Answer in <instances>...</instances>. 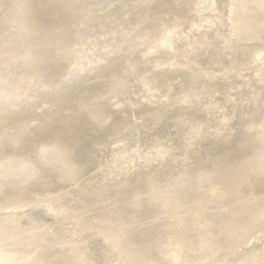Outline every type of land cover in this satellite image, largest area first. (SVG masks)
I'll use <instances>...</instances> for the list:
<instances>
[{"label": "rangeland", "instance_id": "rangeland-1", "mask_svg": "<svg viewBox=\"0 0 264 264\" xmlns=\"http://www.w3.org/2000/svg\"><path fill=\"white\" fill-rule=\"evenodd\" d=\"M216 1L0 0V205L52 204L60 220L65 210L127 250L140 246L134 264H264V6ZM205 9L220 11L211 21L225 22L221 42L220 26L200 33ZM145 36L173 52L162 40L169 57L142 46ZM127 49L146 60L132 77L122 75ZM91 239L95 248L37 215L0 214V264H101Z\"/></svg>", "mask_w": 264, "mask_h": 264}, {"label": "bare ground", "instance_id": "bare-ground-1", "mask_svg": "<svg viewBox=\"0 0 264 264\" xmlns=\"http://www.w3.org/2000/svg\"><path fill=\"white\" fill-rule=\"evenodd\" d=\"M217 1H218V0H217ZM217 1H216V3H218ZM219 1H221V2H219V3H222V4H223L222 0H219ZM251 1H252L251 4H252L253 7H256V8H257V6H258V7H259V6L262 7L261 5L264 6V0H251ZM249 2H250V1H249ZM213 5H214V3H213ZM219 5H220V4H219ZM214 6H215L214 8L211 7L213 10H215V9L217 8L216 5H214ZM249 6H250V5H249ZM221 7H222V6H221ZM217 9L220 10L221 8L219 7V8H217ZM217 9H216V10H217ZM222 9H223V8H222ZM205 10L208 11L207 13H210V14H211L212 12H215V13H216V11H213V10H210V9H209V10H210L211 12H209V10H207V9H205ZM205 10H204V11H205ZM220 11H222V12L219 13ZM220 11H218L217 14L219 13L220 16H221V15H222V16L220 17L219 14H218V15L216 14V15H217V17L219 16V17L221 18V20H222V19H223V18H222V17H223V14H222V13H223V10H220ZM201 13H202V12H201ZM199 14H200V13H199ZM199 14H198V15H199ZM210 14H207V15L209 16ZM213 14H214V13H213ZM213 14H211L212 17H211L210 19L208 18V19H206V20H207V21H209V20L211 21V19H212V20L214 21V20L218 19V18H215L216 15H215V17H213V16H214ZM174 15H175V14H174ZM174 15H172V16H174ZM177 15H178V14H176L175 17H177ZM186 15H187V14H186ZM201 15H202V14H200V17H201ZM203 15H204V16H203ZM203 15H202L203 20L206 21V20H205V17L207 18V16H206L205 14H203ZM211 15H210V16H211ZM178 16H179V15H178ZM180 16H181V15H180ZM188 16H189V14H188ZM188 16H187V17H188ZM192 16H195V15H192ZM210 16H209V17H210ZM175 17H173V18H175ZM183 17H184V16H183ZM196 17L198 18V16H196ZM196 17H192L193 20H195ZM200 17H199V20L202 18V17H201V18H200ZM169 18H171V17H169ZM173 18H171V23H170L171 25H172V22H174V24H175V23H176V24L178 23V21L176 20V18H175V19H173ZM179 18H180V17H179ZM188 18L191 20V17H188ZM194 18H195V19H194ZM167 19H168V18H167ZM172 19H173V20H176V21H173ZM168 20H170V19H168ZM187 20H188V19H187ZM187 20L185 21V17H184V22H187ZM193 20H192V21H193ZM201 20H202V19H201ZM201 20H200V21H201ZM203 20H202V21H203ZM196 21H198V20H196ZM200 21H199V23H198V26H199V24H200L199 27H201V25H202V27H201V28H202V31H200L201 28H200L199 30H195V28H196V26H197V23H196V24L193 26V27H194V33H197L196 31H198V33H199V31H200V33H201V32H203V31H206V30H207L208 33H207V32H206V33H207V34H210L209 30H210V28H211V30H210L211 33H212V34H215V33H214L215 28L218 29V27L220 26V27H219V30H218L219 32L217 31L218 34L216 33V35L218 36L219 33H220L221 31L223 32V30H225L224 27L222 28L223 30L220 29L221 26H224V23H225L224 20H223V22H222L223 25H221V23H220V24L218 23V25H217V24L214 23L213 21H211V23H209L210 21L207 22V23H209V25H208L207 23L204 22V23H203L204 25L207 24V26L205 25V27H209V29L205 28V27L203 26V24H201L202 21H201V23H200ZM164 22H165V21H164ZM169 22H170V21H168V23H169ZM212 22L215 24V26H213ZM215 22H217V21H215ZM219 22H220V19H219ZM158 23H159V22H158ZM162 23H163V21H162ZM179 23H180V21H179ZM179 23H178V24H179ZM194 23H195V22L193 21L192 24H194ZM178 24H177V25H178ZM181 24H182V23H181ZM181 24H179V25H181ZM186 24H189V22L186 23ZM190 24H191V23H190ZM210 24H211L213 27H212V26L210 27ZM247 24H248V23H247ZM160 25H161V24H160ZM164 25H165V24H164ZM171 25H170V26H171ZM177 25H176V26H177ZM216 25H217V26H216ZM181 26H183V25H181ZM181 26H177V27H179L178 30L181 29ZM191 26H192V25H191ZM191 26L188 25V27L190 28V29L188 28L189 31L192 30V29H191ZM156 27H157V26H156ZM161 27H162V26H161ZM177 27H176V28L174 27V29H177ZM199 27H198V28H199ZM167 28L170 29V31H171V28H172V27H170V28L167 27ZM167 28H165V29L167 30ZM154 29H155V28H154ZM163 29H164V28H163ZM165 29H164V30H165ZM183 29H184V31H185V29H187V28H183V27H182V32L184 33ZM188 29H187V30H188ZM213 30H214V31H213ZM159 31H160V30H159ZM172 31H173L172 33H174L176 30H172ZM179 31H180V30H179ZM167 32H168V31H167ZM186 32H187V31H186ZM215 32H216V31H215ZM161 33H164V32L161 31ZM161 33H160V34H161ZM176 33H177V31H176ZM178 33H179V35H180L181 32H178ZM183 33H181V34H183ZM190 33H191V32H190ZM190 33L188 34V32H187L188 35H190ZM192 33H193V30H192ZM223 33H224V32H223ZM226 33L228 34V32H226ZM226 33H225V35H226ZM147 34H148V32H147ZM152 34H153V32H152ZM155 34H156V33H155ZM160 34H159L158 36L161 37V38H164V36L162 37V35H160ZM185 34H186V33H185ZM187 34H186V35H187ZM201 34H202V33H201ZM203 34H204V32H203ZM207 34H205V37L207 36V40H204L205 38H202L203 36H201L200 34H197V35H198V36H199V35L201 36V37L199 36V38H201L202 41H207V42L210 41V42H211L210 39H209V41H208V38H211V37H212V40H213V39H217V38H216V37H217L216 35H215L216 37L214 36V38H213V36L208 37V36H210V35H207ZM143 35H144V34H143ZM143 35H142V37H143ZM148 35H149V34H148ZM169 35H170V32H169ZM174 35H175L177 38H176ZM174 35L172 34V36L175 37V39H176V42H175L176 45H177V43H178L177 41L180 39V41H179V43H178V44H179L178 47H181V45H184V43H186V41H185V39H184L185 37L182 36L181 38L184 39V40H182V39H181L179 36H177L176 34H174ZM183 35H184V34H183ZM186 35H185V36H186ZM191 35H192V34H191ZM191 35H190V36H191ZM193 35H195V34H193ZM193 35H192V37H193ZM220 35H222V34H220ZM220 35H219L218 40L221 42L220 39H221V37L224 36V34H223L221 37H220ZM150 36L152 37V36H157V35H150ZM150 36H149L148 38H150ZM158 36H157V38H156V37H155V38H156V39H159ZM195 36H196V35H195ZM226 36H227V35H226ZM170 37H171V36H169V38H170ZM173 37H171V38H173ZM178 37H179V39H178ZM188 37H189V36L186 37V40H188ZM148 38L145 36L144 39H141V40H143V41H142L143 44L145 43L144 45L142 44V46H145V45L147 44V43L145 42V39H146V41L149 40V43H148L147 45H149L152 41H155V42H156V39L152 40L154 37L150 38L152 41H151L150 39H148ZM171 38H170V41L173 40V39L171 40ZM189 38H190V37H189ZM195 38H196V37H195ZM195 38H194V39H195ZM225 38H226V37H225ZM139 39H140V38H139ZM177 39H178V40H177ZM192 39H193V38H191V40H192ZM196 39H197V38H196ZM161 40H162V39H161ZM161 40H159V41L161 42ZM167 40H168V39H167ZM167 40H166L165 42H168V43H165L164 40H162V42H163L162 44H163V45H162L159 41H158L157 43H159L160 46L162 45V49H163V47H164L165 44H167V45L169 44L168 46H171L169 40H168V41H167ZM181 40H182L183 44L180 43ZM189 40H190V39H189ZM135 41H136V40H135ZM184 41H185V42H184ZM136 42H138V40H137ZM142 42H141V43H142ZM172 42H173V46H174V45H175V44H174V40H173ZM172 42H171V43H172ZM212 42H213V41H212ZM152 43H153V44H152ZM152 43H151L152 45L150 44V47L152 46V49H153V48H154V42H152ZM157 43H155V44H157ZM164 43H165V44H164ZM187 43H188V41H187ZM213 43H215V40H214ZM216 43H217V40H216ZM218 43H219V42H218ZM226 43L228 44V42H226ZM132 44H134V42H132ZM139 44H140V42H139ZM180 44H181V45H180ZM201 44H202V43H201ZM219 44H220V43H219ZM219 44H218V45H219ZM227 44H226V45H227ZM135 45H136V44H135ZM140 45H141V44H140ZM140 45H139V46H140ZM159 45H156V46H155L156 48H157V46H158V49H157V50H156V49H155V50L153 49V50L156 51V52H159V51H163V50H165V49L162 50L161 47H159ZM191 45H192V44H191ZM207 45H208V44H207ZM207 45H206V46H207ZM211 45H212V44H211ZM216 45H217V44H216ZM136 46H137V45H136ZM189 46H190V45H189ZM189 46H188V49H189ZM202 46H203V45H202ZM206 46H205V48H206ZM222 46H223V45H222ZM233 46H234V45H233ZM128 47H129V46H128ZM145 47H146V46H145ZM145 47H143V48L141 47V48L144 50ZM165 47H166V45H165ZM183 47H184V46H183ZM193 47H194V46H193ZM208 47H209V46H208ZM208 47H207V48H208ZM218 47H219V46H218ZM223 47H224V46H223ZM228 47H229V46H228ZM247 47H248V46H247ZM141 48L139 47V48H137V49L140 50ZM159 48H160L161 50H160ZM168 48H169V47H168ZM168 48L166 47V50L169 51L170 48H169V49H168ZM173 48H175V47H173ZM181 48H182V47H181ZM181 48H180V49H181ZM198 48H199V47H198ZM212 48H214V47H212ZM216 48H217V46H216ZM219 48H220V47H219ZM221 48H222V47H221ZM226 48H227V47H226ZM244 48H246V47H244ZM249 48H250V47H249ZM255 48H256V47H255ZM259 48H260V47H259ZM130 49H132V48H130ZM145 49H146V48H145ZM178 49H179V48H178ZM214 49H215V48H214ZM237 49H238V48H237ZM250 49H251V48H250ZM127 50H128V49H127ZM153 50H152V51H153ZM166 50H165V51H166ZM171 50H172V46H171L170 51H171ZM174 50L176 51V48H175ZM181 50H183V49H181ZM185 50H186V49H185ZM199 50H201V49H199ZM208 50H210V49H208ZM211 50H212V49H211ZM221 50H222V49H220L219 51H221ZM225 50H226V49H225ZM252 50H254V49H252ZM252 50H251V51H252ZM132 51H133V50H132ZM140 51L142 52V50H140ZM147 51L150 53V55H146V57L144 56L145 54H140V55H141V56L143 55L146 59H148V57H150V56L152 55V54H151V53H152L151 48H150V51H149V50H147ZM147 51L144 50L143 52H146V54H149V53H147ZM154 51H153V52H154ZM165 51H163V53H164ZM168 51H167V52H168ZM201 51H202V50H201ZM216 51H217V50H216ZM219 51H218V52H219ZM249 51H250V50H249ZM128 52H129V54H128ZM128 52H127L128 55L125 53V54L127 55V58H126L125 61L123 62V65H121V67H123V68H122V70H123V74H122V75H123V76H124V73L128 72L127 69L130 70L131 67L134 66V64H136V65H138V66H139L140 64H141V65H142V64H143V65L146 64V62L141 63V60H142V59H143L144 61H146V60L144 59V57L142 58V57L140 56L139 60H140L141 58H142V59L138 62V57H137L136 55H134V54H133V55H134L135 57H134V56L132 57V55H131V57H130L129 55H130V53H132V52H131V50H130V51L128 50ZM171 52H173V51H171ZM171 52H170V54H171ZM186 52H187V51H186ZM214 52H215V51H214ZM241 52H242V50H241ZM244 52H245V51H244ZM244 52L242 53V54H243V57L247 54V52H245L246 54H245ZM259 52H260V51H259ZM163 53H160V52H159V54H163ZM176 53H177V52H176ZM181 53H184V52L181 51ZM197 53H199V52H197ZM197 53H196V54H197ZM222 53H223V51H222ZM248 53H249V52H248ZM263 53H264V52H263ZM164 54H165V53H164ZM205 54H206V53H205ZM209 54H211V52H210ZM209 54H208V55H209ZM223 54H224V53H223ZM233 54H234V53H233ZM242 54H241V56H242ZM165 55H167V54H165ZM165 55H164V59L166 58ZM173 55H175V53H174ZM186 55H187V54H186ZM186 55H183V56H186ZM208 55H207V56H208ZM238 55H240V54H238ZM238 55H237L236 57H238ZM248 55H249V54H248ZM248 55H247V56H248ZM255 55H256V54H255ZM155 56H157L156 53H155ZM167 56L169 57V54H168ZM170 56H171V55H170ZM181 56H182V55H181ZM251 56H252V55H251ZM136 57H137V59H136ZM158 57H160V56L158 55V56H157V59L155 58V59L157 60L156 62H159V61H158ZM168 57H167V60H168ZM239 57H240V56H239ZM248 57H249V56H248ZM259 57H260V56H259ZM150 58H151V60L155 61L154 59H152V56H151ZM153 58H154V57H153ZM174 58H175V56L173 57V59H174ZM205 58H206V57H205ZM241 58H242V57H241ZM245 58H246V56H245ZM245 58H244V59H245ZM252 58H253V57H252ZM255 58H256V57H255ZM161 59H163V56H162V55H161V58H159L160 62H161ZM164 59H163V60H164ZM171 59H172V58H171ZM233 59H234V58H233ZM244 59H242V60H244ZM136 60H137V61H136ZM143 60H142V61H143ZM148 60H149V59H148ZM203 60H204V59H203ZM203 60H202V61H203ZM235 60H236V59H235ZM246 60H248V59H246ZM250 60H251V59H250ZM165 61H166V60H165ZM228 61H229V60H228ZM237 61H238V60H237ZM244 61H245V60H244ZM253 61H254V59H253ZM149 62H150V61H149ZM149 62H148V63H149ZM210 62H211V61H210ZM231 62H232V61H231ZM254 62H255V61H254ZM139 63H140V64H139ZM182 63H183V62H182ZM220 63H221V62H220ZM220 63H219V64H220ZM235 63H236V62H235ZM241 63H242V62H241ZM251 63H253V62H251ZM222 64H223V63H222ZM230 64H231V63H230ZM136 65H135V66H136ZM141 65H140V68H141ZM171 65H172V64H171ZM190 65H191V64H190ZM196 65H197V64H196ZM238 65H239V64H238ZM248 65H249V64H248ZM145 66H146V65H145ZM239 66H240V65H239ZM136 67H137V66H136ZM142 67H144V66H142ZM199 67H200V66H199ZM234 67H235V66H234ZM137 68H139V67H137ZM151 68H152V67H151ZM174 68H175V67H174ZM180 68H181V67H180ZM189 68H190V67H189ZM196 68H198V67H196ZM196 68H195V69H196ZM201 68H202V67H201ZM134 69H136V68H134ZM159 69H160V68H159ZM172 69H173V68H172ZM185 69H186V68H185ZM191 69H192V68H191ZM193 69H194V68H193ZM204 69H205V68H204ZM237 69H238V68H237ZM237 69H236V70H237ZM132 70H133V69H132ZM136 70H137V69H136ZM169 70H170V69H169ZM206 70H207V69H206ZM209 70H210V69H209ZM212 70H213V69H212ZM188 71H189V70H188ZM197 71H198V69H197ZM207 71H208V70H207ZM207 71H206V72H207ZM213 71H214V70H213ZM120 72H121V71H120ZM135 72H136V71L134 70L133 73H132L131 71H130V73H129V72H128V73H129V75H130V74H134ZM145 72H146V71H145ZM216 72H217V71H216ZM136 73H137V72H136ZM136 73H135V74H136ZM165 73H166V72H165ZM199 73H200V70H199ZM223 73H225V72H223ZM116 74H118V73H116ZM119 74H121V73H119ZM119 74H118V78H121L120 80L122 81V76L119 77V76H120ZM126 74H127V73H126ZM126 74H125V75H126ZM135 74H134V76H135ZM142 74H143V73H142ZM190 74H191V73H190ZM228 74H229V73H228ZM169 75H170V74H169ZM193 75H194V74H193ZM200 75H201V74H200ZM213 75H214V74H213ZM221 75H222V73H221ZM226 75H227V74H226ZM130 76L132 77L133 75H130ZM222 76H223V75H222ZM126 77L128 78V76H126ZM131 77H129V79H130ZM187 77H188V76H187ZM198 77H199V76H198ZM116 78H117V76H116ZM116 78H115V79H116ZM123 78H124V77H123ZM133 78H134V77H133ZM133 78H131V79H133ZM158 78H159V77H158ZM131 79H130V81H131ZM160 79H162V77H161ZM189 79L191 80L192 78H189ZM189 79H187V80H189ZM194 79H196V78H193L192 80H194ZM197 79H198V78H197ZM202 79H203V78H202ZM116 80H117V79H116ZM118 80H119V79H118ZM118 80H117V83H118ZM175 80H176V79H175ZM187 80H186V81H187ZM190 80H189L188 82H190ZM192 80H191V81H192ZM112 81H113V80H112ZM137 81H138V79H137ZM156 82H157V81H156ZM166 82H167V81H166ZM182 82H183V81H182ZM193 82L195 83V81H193ZM117 83H116V84H117ZM183 83H184V82H183ZM194 83H193V84H194ZM122 84H124V82H123ZM142 84H143V83H142ZM190 84H192V83H190ZM111 85H112V84H111ZM143 85H144V84H143ZM145 85H146V84H145ZM124 86H125V84H124ZM124 86H123V87H122V86L120 87V85H119L120 88L117 86V87H116L117 90H116V88H115L116 91L113 90V91H115V93L117 92L116 95L119 96V98H120V96H122V94H123V96L126 95V89H127V86H125L126 89L124 88ZM114 87H115V86H114ZM114 87H113L112 89H114ZM188 87H189V86H188ZM190 87H191V85H190ZM118 88H119L120 90H119ZM121 88H124V89H125V90L122 89L125 93H123V91H122V92H121L122 94L119 93V95H118V91H121ZM182 88H183V87H182ZM195 88H196V87H195ZM107 90H108V88H107ZM107 90H105V91H107ZM130 91H131V90H130ZM141 91H142V90H141ZM180 91H181V90H180ZM197 91H199V90H197ZM110 92H111V87H110ZM131 92H133V91H131ZM139 92H140V91H139ZM175 92H176V91H175ZM113 93H114V92H113ZM113 93H112V94H113ZM115 93H114V96H112V95L110 94V98H109V100L112 99L111 97H114V99L117 98V96L115 95ZM120 94H121V95H120ZM132 94H134V93H132ZM173 95H174V94H173ZM108 96H109V93H108ZM108 96H107V97H108ZM115 96H116V97H115ZM126 96H127V95H126ZM132 96H133V95H132ZM170 96H171V95H170ZM191 96H192V95H191ZM174 97H175V96H174ZM119 98H117V99H119ZM121 98H122V97H121ZM124 98H126V97H123L122 100H121V99H119V100L116 99V100H117V104L119 105V102L122 101V102H120V104L122 103V105H123V99H124ZM127 98H128V97H127ZM140 98H141V96H140ZM114 99H112V100H114ZM136 99H137V98H136ZM116 100H114V101H116ZM179 100H180V99H179ZM185 100H186V99H185ZM118 101H119V102H118ZM127 101H128V99H127ZM172 104H173V103H172ZM177 104H178V103H177ZM122 105H121V106H122ZM116 106H117V105H116ZM119 106H120V105H119ZM97 107H98V106H97ZM117 107H118V106H117ZM90 110H91V109H90ZM95 110H96V109H95ZM244 112H245V111H244ZM244 112H243V113H244ZM259 112H260V111H259ZM103 113H104V112H103ZM91 114H92V113H91ZM94 114H95V112H94ZM100 115H102V113H100ZM95 116L97 117V114H96ZM95 116H94V117H95ZM90 117H91V116H90ZM94 117H92V118L95 119ZM99 117H101V116H99ZM102 117H103V116H102ZM237 117H238V116H237ZM222 118H223V117H222ZM225 118H226V116H225ZM230 118H231V116H230ZM233 118H235V117H233ZM239 118H240V117H239ZM242 118H245V117L242 116ZM242 118H240V119L242 120ZM260 118H261V117H260ZM97 119H98V118H97ZM97 119H95V120H97ZM100 119H101V120H100ZM99 120L102 121V120H104V119H103V118H99ZM99 120H98V121H99ZM219 120H220V118H219ZM222 120H223V119H222ZM235 120H236V118H235ZM238 120H239V119H238ZM241 120H240V121H241ZM244 120H245V119H244ZM258 120H260V119H258ZM98 121H96V122H98ZM100 121H99V122H100ZM246 121H247V120H246ZM250 121H251V120H250ZM255 121H256V120H255ZM253 122H254V121H253ZM202 123H203V122H202ZM249 123H250V122H249ZM254 123H255V122H254ZM205 124H206V123H205ZM205 124H203V126H204ZM220 125H221V123H220ZM205 127H206V126H205ZM212 129H213V128H212ZM212 129H211V130H212ZM217 129H218V128H217ZM224 129H225V128H224ZM224 129H223V130H224ZM204 131H205V130H204ZM218 131H220V130L218 129ZM210 133H211V132H210ZM214 133H215V132H214ZM216 133H217V132H216ZM210 135H211V134H209V137H210ZM219 135H220V134H219ZM221 136H222V135H221ZM212 137H213V136H212ZM212 137H211V138H212ZM203 138H204V137H203ZM213 138H214V137H213ZM215 138H216V136H215ZM217 138H218V137H217ZM217 138H216V139H217ZM219 138H220V137H219ZM219 138H218V139H219ZM221 138H223V137H221ZM207 139L210 140V138H208V136H207ZM212 140H213V139H212ZM251 140H252V139H251ZM206 141H207V140H206ZM210 141H211V140H210ZM224 141H225V140H224ZM207 143H209V142H207ZM210 143H211V142H210ZM210 143H209V144H210ZM217 143H218V142H217ZM221 143H222V142H221ZM225 143L227 144V140H226ZM225 143H224V146L226 145ZM263 143H264V141H263ZM188 144H189V143H188ZM210 145H211V144H210ZM210 145H209V146H210ZM244 145L246 146V144H244ZM174 146H175V145H174ZM224 146H221V147H224ZM239 146H240V145H239ZM217 147H218V146H217ZM221 147H220V148H221ZM225 147H226V146H225ZM227 147H229V146H227ZM235 148H236V147H235ZM238 148H239V147H238ZM242 148H243V147H242ZM223 149H225V152H229V151H231V150L226 151V148H223ZM223 149H222V150H223ZM228 149H229V148H228ZM228 149H227V150H228ZM232 149H233V148H232ZM236 149H237V148H236ZM239 149H240V148H239ZM239 149H238V151H239ZM234 150H235V149H234ZM231 153H232V152H231ZM234 153H235V151H234ZM234 153H233V155H235ZM242 153H243V152H242ZM260 153H261V152H260ZM190 154H191V153H190ZM193 155H194V154H193ZM230 157H231V155H230ZM233 157H234V156H233ZM194 158H195V155H194ZM234 159H235V158H234ZM234 159H233V160H234ZM233 162H234V161H233ZM24 163H25V162H24ZM229 163H231V162H229ZM25 164H26V163H25ZM25 164H24V167H26ZM231 164H232V163H231ZM8 165H9V164H8ZM10 165H12V164H10ZM13 166H16V165H13ZM13 166H12V169H11V170H13V168H14ZM229 166H230V165H229ZM234 166H235V165H234ZM247 166H248V165H247ZM249 166H250V165H249ZM258 166H259V165H258ZM18 167L21 168L22 166H19V165H18ZM18 167H15V168H14V171H16V173H18V172H17V170H19ZM24 167H23V168H24ZM231 167H232V166H231ZM231 167H230V168H231ZM23 168H21V169L24 170ZM28 168H29V167H28ZM28 168L26 167V169H28ZM230 168H229V169H230ZM234 168H235V167H234ZM6 169H8L9 172L11 171V170H9L10 168H7V167H6ZM6 169H5V171H6ZM21 169H20L19 171H21ZM28 170H29V169H28ZM238 170H240V173L243 172L241 169H238ZM247 170H248V169H247ZM250 170H251V169H250ZM3 171H4V170H3ZM3 171H2V172H3ZM8 171H6V172H4V173H2V174H3V175H4V174H7ZM14 171H13V172H14ZM13 172H10V173L13 174ZM22 172H24V171H22ZM234 172H235V171H234ZM237 172H238V171H237ZM245 172H246V174H247V171H245ZM245 172H244V173H245ZM250 172H252V171H250ZM263 172H264V171H263ZM238 173H239V172H238ZM240 173H239V174H240ZM11 174H8V175L11 176V177H13ZM18 174H21V173H18ZM18 174H15V175H16V178H17V175H18ZM241 174H243V173H241ZM241 174H240V175H241ZM3 175H2V176H3ZM13 175H14V174H13ZM15 175H14V176H15ZM244 175H245V174H244ZM262 175H263V174H262ZM9 176H8V177H9ZM18 176H19V175H18ZM21 176H22V175H21ZM237 176H238V174H237ZM237 176L235 177L236 179H234V180H238V179H237V178H238ZM246 176H247V175H246ZM248 176H250V175H248ZM0 177H1V176H0ZM3 177H6V175L3 176ZM3 177H2V178H3ZM239 178H240V177H239ZM257 178H258V177H257ZM260 178H261V177H260ZM260 178H259V179H260ZM3 179H4V180H3ZM3 179H2V181L7 180L6 178H3ZM8 179H9V178H8ZM244 179H246V177H245ZM241 180H242V179H240L239 181L241 182ZM244 181H245V180H244ZM256 181H257V180H256ZM259 181H260V180H259ZM234 182H235V181H234ZM243 183H244V182H243ZM246 183H247V182H246ZM255 183H256V182H255ZM255 183H254V184H255ZM234 184H235V183H234ZM238 185H240V183H239ZM255 185H256V184H255ZM259 185H260V184H259ZM259 185H258V186H259ZM231 186H232V184H231ZM235 186H236V185H235ZM262 187H263V186H262ZM231 188H232V187H231ZM231 188H229V189H231ZM236 188H238V187H236ZM229 189H228V190H229ZM254 189H256V188H254ZM233 190H234V189H233ZM251 190H252V189H251ZM259 190L262 191L261 188H260ZM211 191H212V190H211ZM249 191H250V190H249ZM257 191H258V190H257ZM212 192H213V191H212ZM234 192H235V191H234ZM242 193H243V192H242ZM245 193H246V191H245ZM230 194H232V193H230ZM235 194H236V193H235ZM257 194H258V193H257ZM257 194H256V195H257ZM211 195H212V194H211ZM242 195H243V194H242ZM258 195H259V194H258ZM251 196H252V195H251ZM244 197H245V195H244ZM247 197H248V195H247ZM262 197H263V198L260 199L261 201H262V199H264V196H263V195H262ZM239 198H240V197H239ZM249 198H250V197H249ZM251 198H253V197H251ZM256 198H257V196H256ZM242 199H243V196H242ZM258 199H259V197H258ZM245 200H246V199H245ZM260 200H259L258 204H261V203H262V202L260 203ZM257 201H258V200H257ZM1 202H2V201H1ZM183 202H184V201H183ZM256 203H257V202H256ZM263 203H264V202H263ZM254 205H256V204H254ZM260 206H261V205H260ZM261 207H263V206H261ZM261 207H260V209H261ZM187 208H188V207H187ZM257 208L259 209L258 206H257ZM253 209H255V208H253ZM263 209H264V208H263ZM59 211H60V210H59ZM59 211H55V212L53 213V215L56 216L57 220H58L59 215H60V212H59ZM259 211H260V210H259ZM56 212H59V215H58ZM262 212H264V211H262ZM258 213H259V212H258ZM261 214H262V213H261ZM252 216H253V215H252ZM70 217H72V216L70 215ZM251 218H252V217H251ZM256 218H257V217H255V219H256ZM261 218H262V217H261ZM255 219H254V220H255ZM254 220H253V221H254ZM261 220H262V219H261ZM262 221H263V220H262ZM95 231H96V230H95ZM212 232H213V231H212ZM209 234H211V233H209ZM109 238H110V239L108 240L109 243L107 244V245L110 247L109 249L107 248V247H108L107 245H104V243H105L106 241H104L103 239H102V241H103L104 243H101V242H98V243H97V242H94V243H96V244H99V246L97 245V247H98V248H97V251H95V252H97L96 254H99V253H100L101 255H105V256H107V258H108V257L111 258V257H113V255H114L115 257H116V255H119V256H122V257H119V258L117 257L118 259H121V260H122L123 257H124V258L126 257L125 260L128 259L130 262H131V260H132V263H133V259H130L129 257H133V255H134V256L136 255V256L138 257V258H137V259H139L138 261H140L141 259H143L144 254H143L142 249H141L140 246H137L136 248H134V249H132V250H127V249H126L127 246H125V244H124V247H125V248H123V244H122V245L119 244V243H120L119 241H121V240L119 239V237H117V236H113V237H111V236H110ZM91 240H92V239H91ZM105 240H107V239H105ZM88 242H89V240H88ZM92 242H93V240H92ZM86 243H87V242H86ZM89 243H90V242H89ZM89 243H88V244H89ZM106 243H107V242H106ZM106 243H105V244H106ZM128 244H129V242H127L126 245H128ZM89 245H90L92 248H95V247H93V246H94L93 243H92V244L90 243ZM130 245H133V244L130 243ZM106 246H107V247H106ZM121 246H122V247H121ZM133 246H135V245H133ZM133 246H132V247H133ZM129 247H130V246H129ZM132 247H131V248H132ZM119 248H121V249H119ZM127 248H128V247H127ZM106 249H107V250H106ZM95 250H96V249H95ZM128 256H129V257H128ZM127 257H128V258H127ZM117 258H116V260H117ZM122 261H124V260H122ZM129 261H128V262H129ZM136 261H137V260H136ZM136 261H135V262H136ZM147 261H148V260H147ZM124 262H125V261H124ZM124 262H123V264H124ZM130 262H129V264H132V263H130ZM138 263H139V262H137L136 264H138ZM140 263L142 264V262H140ZM140 263H139V264H140ZM145 263H146V262H145ZM145 263H144V264H145ZM150 263H151V262H150ZM152 263H153V262H152ZM117 264H118V263H117ZM119 264H120V262H119ZM125 264H128V263L126 262ZM133 264H134V263H133Z\"/></svg>", "mask_w": 264, "mask_h": 264}, {"label": "water", "instance_id": "water-1", "mask_svg": "<svg viewBox=\"0 0 264 264\" xmlns=\"http://www.w3.org/2000/svg\"><path fill=\"white\" fill-rule=\"evenodd\" d=\"M7 61L6 59H0V64H5ZM50 206H53L52 204L48 203H42L39 201H34L31 203L27 204H22V205H0V214H8V213H27V214H32V215H37L41 217L42 219L50 221V223L60 230L62 233H72L77 236L78 239L83 240L84 242H87L88 240H91L93 238L94 240H97L101 242L102 236H111L109 234L100 232V231H94L93 229L95 228H85L83 227V224H81L78 221H73L72 219H68V217L65 215L67 211H63L64 214V220H57L56 216L53 215L48 209ZM67 217V218H66ZM62 218V217H61ZM121 242L123 239L119 238ZM98 257V260L100 261L101 264H116V257L113 255L111 258H107L105 255L96 254ZM136 258H138L136 255L132 257L133 263H135Z\"/></svg>", "mask_w": 264, "mask_h": 264}]
</instances>
